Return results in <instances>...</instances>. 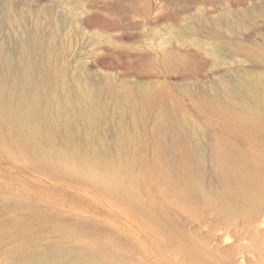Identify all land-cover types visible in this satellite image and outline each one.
Masks as SVG:
<instances>
[{"label": "rangeland", "instance_id": "rangeland-1", "mask_svg": "<svg viewBox=\"0 0 264 264\" xmlns=\"http://www.w3.org/2000/svg\"><path fill=\"white\" fill-rule=\"evenodd\" d=\"M28 32L49 47L33 65L38 85L66 75L95 102L69 137L58 131L47 145L53 172L4 145L13 163L0 160V264L54 257L56 241L81 247L87 237L75 228L94 226L114 251L96 264H264V0H0V44L18 65ZM57 92L65 96L58 85L48 100ZM73 152L136 183L156 203L159 224L84 185L87 165ZM29 185L85 220L55 216L47 229L20 235L12 225Z\"/></svg>", "mask_w": 264, "mask_h": 264}, {"label": "bare ground", "instance_id": "bare-ground-1", "mask_svg": "<svg viewBox=\"0 0 264 264\" xmlns=\"http://www.w3.org/2000/svg\"><path fill=\"white\" fill-rule=\"evenodd\" d=\"M22 48L24 52L21 55L20 64L18 65L13 59H10L8 55H6L4 45L0 44V79L3 82L0 94V115L1 118H3L2 122L5 121L10 126L9 130L4 131L2 122L0 121V160L6 159L9 163H13L12 156L7 154L8 148L4 147V145L8 144L9 146L14 147L16 151L20 149L23 150L27 156L25 159L31 163L35 170H43L44 173L53 172L54 170L47 165V155L53 153L51 148L47 147V145L51 143V139L54 138L56 132L62 131L69 137L76 122L80 119L89 118L94 110L93 105L95 99L84 91L85 89L83 87H71L66 75H63L62 77L63 84L58 83L51 87H42L38 85L39 76L37 73L33 72V65L35 66L36 62H38L37 58L39 60L42 57L45 58V54L49 47L43 43L42 38H38L33 32H28L27 38H24L22 41ZM30 58L33 63H31L32 61ZM58 85H61L64 89L65 96L62 97L61 95H58L59 92H57L54 96L55 101L51 102L48 100V95H51L52 88ZM242 86L246 87V83L243 82ZM122 96L123 98L128 99L129 102L137 105L140 104V102H137L136 97L132 96L131 92L128 90H124ZM152 96V90H147L141 93L143 103ZM262 100L264 101L263 97ZM93 156L84 158L77 152H73V158L75 161L80 160L87 165L90 178L88 182H84L83 184L92 187L94 191L112 194L119 201H124V203H127V205L133 208L134 213L140 215L142 220H152L155 222L153 211L157 207L156 203L153 200H146L144 198L143 190L140 189L136 183H130L123 176L120 174L118 175L117 168L112 165V163L102 164L97 159H94ZM64 163L67 164L68 161H64ZM63 170L66 171L67 169L63 165H60L55 171L64 176ZM0 188H2V195L4 196L3 191H6V189L3 186H0ZM2 195L0 193V196ZM21 195L24 196V200L21 199L19 205L22 208V211L28 210L30 213L27 215L25 212L21 211L16 217L14 225H12L20 235L24 234L33 236L37 231L39 232L47 229L50 220L55 216L64 220L72 219L74 223L77 224H79L81 220H85L82 218L83 216H79L76 213L67 214L65 210L58 208V203L49 201L50 197L48 192L41 191L40 186H36L35 188L29 185L23 189ZM80 196H82V194ZM137 198L142 199L137 201ZM78 200L80 201L81 198H78ZM88 204L90 205V203ZM87 223L89 224V222ZM61 225L62 224H60V226ZM142 225L144 226L145 224ZM30 228H32L33 231L36 230L33 233H28ZM80 229L81 228H75V237L76 235L77 238H81V235L87 237L81 247H76L73 243L66 244V242L63 243L62 241H56L53 243V248L58 253L54 257L51 255L39 256L38 254H34L26 260H19L16 264H30L33 261L37 263L50 261L53 264H63L61 258L64 256L68 257L66 260L73 259L75 262H78V264H82L83 262V264H96L102 256L103 258H106L105 256L107 254L104 255L103 250H109L108 247L113 244L109 243L108 240L106 241L102 239V237L98 235L100 234V229L97 226L92 227L89 231L86 229ZM51 232L55 234V231ZM79 235L80 237H78ZM138 244L140 243L138 242ZM131 248L133 249V246ZM111 249L113 248H110L109 251L112 252L113 250ZM53 251L52 253H54ZM130 252L128 253L130 254ZM125 256L127 257L128 255ZM126 257L125 259L122 258V261H131L135 258L134 257L130 260V258L126 259ZM52 263L46 262V264Z\"/></svg>", "mask_w": 264, "mask_h": 264}]
</instances>
